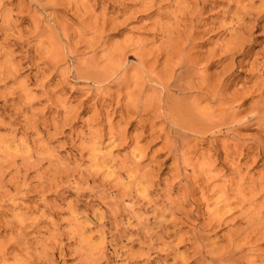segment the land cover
Masks as SVG:
<instances>
[{"label":"rangeland","instance_id":"374dc122","mask_svg":"<svg viewBox=\"0 0 264 264\" xmlns=\"http://www.w3.org/2000/svg\"><path fill=\"white\" fill-rule=\"evenodd\" d=\"M182 1L0 0V264H264V0H205L194 29ZM169 45L219 102L150 80ZM178 101L234 122L188 130Z\"/></svg>","mask_w":264,"mask_h":264},{"label":"bare ground","instance_id":"6f19581e","mask_svg":"<svg viewBox=\"0 0 264 264\" xmlns=\"http://www.w3.org/2000/svg\"><path fill=\"white\" fill-rule=\"evenodd\" d=\"M182 1V0H181ZM186 2L188 4L192 3L194 6L191 7V8H195V9H192L190 10L189 13H187L189 17L188 20H190V24L192 25V28L195 24V22H198L196 21L197 18H199V15L202 11V8H205V0H183L182 1V4ZM238 6V5H236ZM145 7V6H144ZM188 8V7H186ZM251 8H248L247 7V3H246V6L243 5V8H241L239 10V14H238V17L236 19V25H235V29L233 30V34H232V37L234 40H239L241 41L243 39V37H241L243 34L246 33V29L249 30V25L251 24V22H253V18H252V15L254 16V19L256 21H259L263 16H260V13H254V12H250ZM259 10V9H258ZM257 11V10H256ZM184 12V11H183ZM258 12V11H257ZM178 18V17H177ZM183 19V18H182ZM105 24V23H104ZM259 25V24H258ZM98 26V25H97ZM251 26V25H250ZM96 27V26H95ZM104 27V26H103ZM226 27V26H225ZM92 29V28H91ZM194 29V28H193ZM227 29V27H226ZM102 30V29H101ZM247 30V31H248ZM192 31V29H191ZM197 31V30H196ZM174 32L171 30V29H166L165 31V34L168 36V38H170L171 36H173ZM241 34V35H240ZM190 37V36H189ZM172 38V37H171ZM170 38V39H171ZM249 40V39H248ZM96 41V40H95ZM171 41V40H170ZM238 41V42H239ZM234 42V41H233ZM95 43V42H94ZM227 45V44H226ZM238 44L236 43V46ZM166 46V45H165ZM235 46V47H236ZM227 47V46H226ZM235 47H233V50L232 49H229L228 47V50L227 52H232V57L233 59H235L236 55L237 54H240V51L239 52H236L234 53V49ZM125 49V48H124ZM124 49H120L121 51H119V55L122 57V61L124 59H128L129 57H127V54H128V51H124ZM118 50V48H117ZM143 50V49H142ZM158 50V48H157ZM155 50L156 52H152L150 53V55L152 54H156L155 56H160L162 54H165V56H167V58L169 60H174V58H176L177 62L176 61H171V64H170V68L168 69V71H166L167 75L162 77V76H155V77H149V79L153 82H155L157 85L161 86L162 87V90H165L167 92H169L168 90H170L169 86H174L175 88H178V90L182 93H184L185 91H193L194 89L196 90H201L200 92L202 91H207L209 94L211 92V95H210V98L209 97H206L207 100L208 98L211 99V101L213 102H219V100H221V92L222 90H224V88H226V79H223L219 82L218 87L216 88H212V85L209 84L205 78L206 75H202L201 73L199 74V72H197V68L195 67V64L193 63V61H191V59L187 56V54L185 53V49L183 47L182 48H179V47H171V45L167 46V47H163L161 49H159L158 51ZM189 50V49H188ZM114 52V51H113ZM112 52V53H113ZM145 52V51H144ZM243 52V51H242ZM131 53V52H130ZM142 54V53H141ZM225 54V53H224ZM243 54V53H242ZM240 54V55H242ZM244 55V54H243ZM142 56V55H140ZM145 56V55H144ZM118 57V56H117ZM120 57V58H121ZM143 58V57H142ZM155 58V57H154ZM166 58V59H167ZM167 59V60H168ZM119 60V59H118ZM121 59L120 61L118 62H114L115 65H111L110 68H111V71L113 72L112 75H116L120 70H121V67L122 65L124 66V63H121L122 62ZM168 63V62H167ZM169 65V63H168ZM87 66V65H86ZM90 66V65H89ZM255 67V66H254ZM196 68V69H195ZM92 67H87V70L86 71V75L87 76H90L89 74H91V72L94 70L91 71ZM166 69V68H165ZM200 70V69H199ZM198 70V71H199ZM260 71V74L258 75L259 76V82L257 83V86H258V90L262 92V95L264 96V63L263 65H261V68L259 69ZM84 72V71H83ZM162 72V71H161ZM85 73V72H84ZM93 73H95V71H93ZM92 73V74H93ZM154 74V73H153ZM95 75V74H93ZM84 76V75H83ZM126 79V77H124ZM208 78V77H207ZM227 78V77H226ZM86 79V78H85ZM123 79V78H122ZM228 81V80H227ZM134 83V82H132ZM154 83V84H155ZM137 84V83H136ZM135 84V85H136ZM137 86V85H136ZM138 87V86H137ZM136 87V88H137ZM151 87V86H150ZM146 88V87H145ZM173 88V87H172ZM212 88V89H211ZM144 88L143 90H139L137 93H136V97H135V106H134V110H136V113L141 115L142 112L146 111V109H141L143 106L142 104L143 101H144ZM177 90V89H175ZM197 90L195 92H197ZM174 91V89L172 90ZM205 91V92H206ZM149 92V90H148ZM178 92V91H177ZM204 92V94H205ZM147 93V91H146ZM179 93V92H178ZM181 93V94H182ZM189 93V92H188ZM192 93V92H191ZM198 93V92H197ZM133 95V94H132ZM176 95V94H175ZM184 95V94H183ZM147 96V95H146ZM178 96V95H177ZM203 96V95H202ZM179 97V96H178ZM187 97V96H186ZM21 98V97H20ZM27 98V97H26ZM132 98V97H130ZM188 98V97H187ZM193 98V97H192ZM32 99V98H31ZM174 99V98H173ZM180 99V98H179ZM205 99V98H204ZM28 100V99H27ZM131 100V99H130ZM147 100V99H146ZM171 100V99H170ZM175 100V99H174ZM169 101V100H167ZM166 101V102H167ZM181 101L182 98H181ZM171 102V101H170ZM168 102V103H170ZM192 101H190L191 103ZM194 103L196 101H193ZM132 103V102H131ZM146 103V102H145ZM184 103V102H183ZM182 102L180 103L178 101V103H175L174 104V107L175 108V112H176V119H178V122L177 124L179 125H183L185 128H187L188 130H195V131H200V132H205V131H208L209 130H212V129H216L218 127H223V125L227 126V124H230L232 122H234L232 119L233 116L231 117L225 115V109H216L214 111H212V108L210 107H200V106H194L193 108L191 107L192 104L194 103H191V105H184ZM197 103V102H196ZM177 104V105H176ZM130 105V104H129ZM195 105V104H194ZM217 105V104H216ZM30 106V105H29ZM142 106V107H141ZM148 106V105H147ZM165 106V105H164ZM193 106V105H192ZM209 106V105H208ZM217 106H220L219 104ZM146 107V106H145ZM168 107V105H167ZM214 107V106H213ZM150 108V107H149ZM133 109V108H132ZM164 109H167L166 107ZM172 110V109H171ZM228 110V109H227ZM174 111V110H173ZM135 112V111H134ZM172 115V114H171ZM36 117V116H35ZM174 117V115H173ZM264 118V117H263ZM175 119V120H176ZM233 125V124H232ZM56 129V128H55ZM16 134V133H15ZM169 134V133H168ZM171 135V134H170ZM176 151V150H175ZM20 157V156H19ZM133 157V156H132ZM135 162V161H134ZM141 163V162H140ZM134 165V163H133ZM132 166V164H131ZM137 166V169L139 168V164L136 165ZM97 175V174H96ZM142 183V182H141ZM143 184V183H142ZM145 185V184H143ZM126 192V191H125ZM222 194V193H221ZM224 194V193H223ZM227 195V194H225ZM229 195V194H228ZM220 196V195H219ZM224 196V195H223ZM220 198V197H219ZM217 200V199H216ZM219 200V199H218ZM104 201V200H103ZM149 202V200H148ZM222 202H223V199H222ZM252 202V201H251ZM220 203V202H219ZM218 203V204H219ZM247 203V201L245 202ZM250 204V203H248ZM111 205V204H110ZM113 205V204H112ZM115 205V204H114ZM147 206V205H146ZM256 206V205H255ZM219 208V207H218ZM252 208V207H251ZM217 209V208H216ZM120 211V210H119ZM252 212V211H250ZM219 214V212H218ZM255 215V214H254ZM257 215V214H256ZM219 216V215H218ZM216 216V217H218ZM101 218V217H100ZM220 220V219H219ZM253 220V219H252ZM260 223V222H259ZM137 227V226H136ZM259 229V228H258ZM129 230V229H128ZM156 234V233H155ZM199 236V235H197ZM3 244V243H2ZM9 244V243H8ZM1 247V246H0ZM151 249V248H150ZM207 252V251H206ZM214 252V251H213ZM151 253V252H150ZM200 253V252H199ZM210 254V252H208ZM228 253V252H227ZM226 253V254H227ZM205 254V253H204ZM225 254V256H226ZM206 255V254H205ZM208 255V254H207ZM206 255V256H207ZM214 255V254H213ZM213 255L212 258H213ZM229 255V254H227ZM223 256V255H222ZM222 256H220L222 258ZM224 256V259L226 258ZM232 256V254L230 255V257ZM138 257V256H137ZM140 257V256H139ZM209 257V256H208ZM216 257V256H215ZM228 257V256H227ZM203 258V257H202ZM229 258V257H228ZM204 259V258H203ZM223 259V258H222ZM234 259V258H233ZM142 260V259H141ZM214 260V259H212ZM211 260V261H212ZM206 261V260H205ZM240 261V260H239ZM222 262V261H221ZM226 262V260H225ZM231 262V261H230ZM49 263V262H48ZM219 263V262H218ZM233 263V262H232ZM220 264V263H219ZM226 264V263H225ZM229 264V263H228ZM235 264V263H234Z\"/></svg>","mask_w":264,"mask_h":264}]
</instances>
